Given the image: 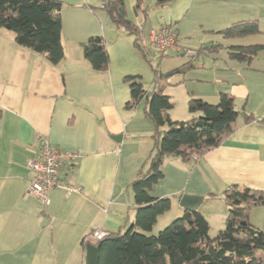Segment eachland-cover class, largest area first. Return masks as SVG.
Segmentation results:
<instances>
[{
	"label": "crops",
	"instance_id": "0c3cea01",
	"mask_svg": "<svg viewBox=\"0 0 264 264\" xmlns=\"http://www.w3.org/2000/svg\"><path fill=\"white\" fill-rule=\"evenodd\" d=\"M61 1L64 57L57 65L17 45L10 31L0 29V264H84L83 236L94 230L124 232L134 223L137 205L130 184L148 168L154 125L144 114L143 101L124 107L129 88L123 76L138 73L143 79L142 52L133 36L109 19L102 0ZM123 1L127 18L143 29L145 20L141 25L138 13L155 0L151 5L140 0L136 19ZM136 1L131 0L132 7ZM162 9L174 15L144 35L145 51H154L153 65L161 75L192 56L176 49L157 53L148 37L152 29L173 24L182 47L220 45L203 50L184 72L153 83L152 71L143 84L161 89L174 102L168 110L171 119L190 118V100L217 103L221 93L231 94L254 116L238 118L224 140L201 156L168 157L161 166L163 177L148 190L152 197H170L165 213L174 208L175 215L188 211L179 204L182 194L202 196L195 211L214 238L226 220L224 190L238 186L264 192V0H171L149 8L147 17ZM244 21H253L259 31L235 37L219 32ZM91 36L104 39L106 71L93 69L83 57V44ZM247 45L263 47L249 61L231 57L233 47ZM38 135L60 150L79 153L59 173L75 190L50 189L47 204L26 192L31 178L27 160ZM163 214L146 234L170 221L167 217L159 223ZM249 221L264 232V206L254 207Z\"/></svg>",
	"mask_w": 264,
	"mask_h": 264
},
{
	"label": "trees",
	"instance_id": "16d2710c",
	"mask_svg": "<svg viewBox=\"0 0 264 264\" xmlns=\"http://www.w3.org/2000/svg\"><path fill=\"white\" fill-rule=\"evenodd\" d=\"M169 1L155 0L149 8L161 7ZM101 2L113 24L133 36V45L146 58L145 46L139 42L142 28L127 18L124 1ZM62 5L61 0H0V29L10 31L17 45L57 65L64 57L60 16ZM134 7L138 12L140 0L136 1ZM149 8L144 7L140 11L144 18ZM258 31L253 21L234 23L219 30L227 37ZM219 47L215 44L200 46L190 61L165 75H161L157 66L148 59L153 71V83L161 76L184 72L195 66L192 61L203 50ZM262 47L235 46L230 55L240 61H249ZM82 52L93 69L107 70L109 56L101 36L89 37L83 44ZM123 81L129 88V99L124 107L130 109L143 101L144 114L154 125L150 135L153 144L147 157V171L130 184L137 205L135 221L124 232H107L106 236L94 243L99 246L98 264H264V232L249 221L251 210L264 206V192L259 189L231 186L224 190L227 206L225 225L214 238L209 237L208 224L197 211H185L156 234H146L152 230L157 217L170 209V197H152L148 193L152 185L163 177L161 166L166 159L179 157L191 160L194 156H201L224 140L236 127L238 118L249 121L254 116L244 105H238L231 94L221 93L217 103L190 100L187 109L191 117L173 120L168 110L174 102L161 89L144 87L138 73L124 75ZM81 244L85 249L88 243L82 239Z\"/></svg>",
	"mask_w": 264,
	"mask_h": 264
},
{
	"label": "built area",
	"instance_id": "2783aa9c",
	"mask_svg": "<svg viewBox=\"0 0 264 264\" xmlns=\"http://www.w3.org/2000/svg\"><path fill=\"white\" fill-rule=\"evenodd\" d=\"M103 6V3H100ZM150 44L159 54L167 53L176 49L183 55L191 57L195 54V49L182 47L179 42L177 29L174 25H161L157 29L149 32ZM37 146L33 155L27 160V165L31 171V178L27 186V194L36 197L41 203L49 202L48 191L52 188H60L65 193L75 190V187L67 184L60 178V170L64 165L72 166L77 157L78 151L73 149L60 150L49 143L43 135L36 138ZM197 157V156H195ZM107 231L94 230L84 236L87 243H95L106 236Z\"/></svg>",
	"mask_w": 264,
	"mask_h": 264
},
{
	"label": "rangeland",
	"instance_id": "374dc122",
	"mask_svg": "<svg viewBox=\"0 0 264 264\" xmlns=\"http://www.w3.org/2000/svg\"><path fill=\"white\" fill-rule=\"evenodd\" d=\"M126 3H127V6L129 7L128 8L129 15L136 19V17H135V8H134V6L132 7L131 0H126ZM142 3H143V0H141V5H143ZM144 4L151 5V4H153V0H144ZM173 15H174V11L172 12V11H169L168 9L151 10L150 14H149V17H145V18L142 16L141 13H138V16L141 18L140 19L141 25H142V23L145 20V24H144V27L142 29V32L140 34V39H139V42L142 44V46L145 43L144 41H146L144 35L147 34L148 28L153 26V25L163 23V19L169 18L170 16H173ZM165 22H169V20H166ZM152 51L147 53V57L146 58L143 57L142 53L140 52L141 53V57H142V59L140 60V65L143 68L142 70H144V71H142V74H143L142 82H143V84L145 86L147 85V80H151V78H152V68H151L150 64L148 63V59H150L153 64L156 63V60H155V58H156L155 56L156 55H154L153 54L154 51L153 52ZM179 216H181V215H175V210L173 208L170 212H167V213L163 214V216H161L159 218V223H161L167 217L171 218L170 221H168V223H170L172 220H174L175 218H177ZM168 223H164L165 225H163V224L160 225V226H162L161 228H164ZM158 230L156 229L154 231V233L156 234L158 232Z\"/></svg>",
	"mask_w": 264,
	"mask_h": 264
},
{
	"label": "water",
	"instance_id": "95a60500",
	"mask_svg": "<svg viewBox=\"0 0 264 264\" xmlns=\"http://www.w3.org/2000/svg\"><path fill=\"white\" fill-rule=\"evenodd\" d=\"M202 200V196L182 194L179 204L188 211H195ZM99 246L94 243H88L84 252V264H98Z\"/></svg>",
	"mask_w": 264,
	"mask_h": 264
}]
</instances>
